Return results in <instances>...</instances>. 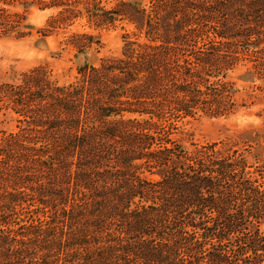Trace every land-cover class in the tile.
<instances>
[{
    "label": "trees",
    "instance_id": "trees-1",
    "mask_svg": "<svg viewBox=\"0 0 264 264\" xmlns=\"http://www.w3.org/2000/svg\"><path fill=\"white\" fill-rule=\"evenodd\" d=\"M101 1L73 0L36 32L125 20L121 57L85 60L67 87L43 67L0 85L23 123L0 139V264H264V173L227 143L171 137L238 111L240 62L264 79V0ZM25 20L0 12V37L29 36ZM71 38L76 56L99 44Z\"/></svg>",
    "mask_w": 264,
    "mask_h": 264
},
{
    "label": "rangeland",
    "instance_id": "rangeland-1",
    "mask_svg": "<svg viewBox=\"0 0 264 264\" xmlns=\"http://www.w3.org/2000/svg\"><path fill=\"white\" fill-rule=\"evenodd\" d=\"M73 0H60L66 6H53L51 0H0V12L5 15H23L34 27L29 36L15 39L12 36L0 37V85L18 84L21 74L33 68L43 67L48 80L55 86L67 87L80 80L78 66L85 60L97 65L100 60L122 56L126 39L134 40L135 30L125 20H116L112 25L96 28L87 21L84 13L70 19L66 25H60L46 37H41L36 30L48 28V20L64 8H72ZM58 2H55L57 4ZM113 2L102 0L99 7L110 9ZM78 6L77 9H82ZM98 7V9H99ZM97 8V7H96ZM87 33L98 38L99 44L84 55H75L72 34ZM141 41V40H140ZM96 49V51H95ZM242 61L229 73L228 82L233 83L235 99L240 105L238 111L227 117L212 118L200 116L174 122L172 138L189 147L190 143H227L243 152L252 166H257L264 173V79L253 75L244 76L246 67L251 62ZM246 63V66L243 64ZM21 116L4 106L0 101V139L11 132H16L23 123ZM150 179H156L145 173ZM264 232V226H261Z\"/></svg>",
    "mask_w": 264,
    "mask_h": 264
}]
</instances>
